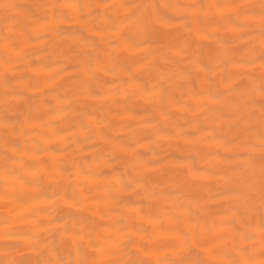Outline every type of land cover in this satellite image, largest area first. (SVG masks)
Segmentation results:
<instances>
[{
  "label": "bare ground",
  "instance_id": "bare-ground-1",
  "mask_svg": "<svg viewBox=\"0 0 264 264\" xmlns=\"http://www.w3.org/2000/svg\"><path fill=\"white\" fill-rule=\"evenodd\" d=\"M0 264H264L261 0H0Z\"/></svg>",
  "mask_w": 264,
  "mask_h": 264
},
{
  "label": "snow or ice",
  "instance_id": "snow-or-ice-1",
  "mask_svg": "<svg viewBox=\"0 0 264 264\" xmlns=\"http://www.w3.org/2000/svg\"><path fill=\"white\" fill-rule=\"evenodd\" d=\"M262 8H264V0H261Z\"/></svg>",
  "mask_w": 264,
  "mask_h": 264
}]
</instances>
